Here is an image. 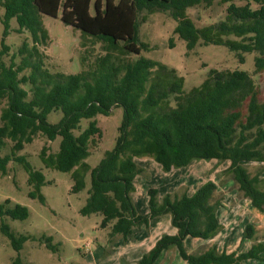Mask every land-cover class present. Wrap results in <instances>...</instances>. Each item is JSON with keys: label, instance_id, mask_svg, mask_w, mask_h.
Returning <instances> with one entry per match:
<instances>
[{"label": "trees", "instance_id": "trees-1", "mask_svg": "<svg viewBox=\"0 0 264 264\" xmlns=\"http://www.w3.org/2000/svg\"><path fill=\"white\" fill-rule=\"evenodd\" d=\"M215 0H0L4 27L0 56L8 53L5 37L10 21L17 23L18 34L28 33L31 44L23 41L18 54L19 65L6 66L0 60V150L5 141L12 142L11 154L0 156V171L6 173L8 162L21 165L27 184L34 188L28 195L43 202L40 187L45 183L41 171L33 170L24 156H16L37 134L48 141L60 137L58 150L47 154L40 150V160L47 169L70 173L71 193L86 191L87 198L79 210L82 216H101L100 227L110 225L109 237L126 238L134 228L169 214L175 235H163L135 264H154L163 251L176 249L187 264H240L243 260L263 261L264 239L247 225L244 238L252 241L243 253L218 252L210 246L187 253L186 237L208 240L220 230L214 199L217 185L207 181L192 194L166 195L157 201L156 190H148L149 210L136 213L131 194L133 180L143 173L136 157L152 158L164 172L179 169L196 161L229 162L225 170L237 185L241 197L264 215V102H259L251 76L240 69H210L206 78L190 90L184 89V77L174 68L142 55L150 46L139 39V14L167 12L176 22L173 33L192 51L198 43L227 48L244 63V54L255 53L254 73L264 70V0H217L227 4L225 20L197 28L187 10ZM59 17L61 22L80 33L85 50L99 44V53L87 69L77 73H49L41 69L39 46L48 40L41 18ZM234 37L236 39H232ZM82 56L81 62L86 63ZM28 76L18 77L26 67ZM31 85L30 95L21 85ZM113 108L122 109L117 137L110 150L93 168L85 160L90 147L101 138L96 116H109ZM245 108V110H243ZM52 112L62 116L55 124L47 117ZM81 120L88 125L80 129ZM78 132L75 134V132ZM246 163L261 168L251 175ZM89 176V188L86 177ZM24 220L28 210L21 205L0 204V219ZM0 232L19 253L28 237L16 236L1 221ZM45 239L52 251L57 245ZM13 264H23L19 257Z\"/></svg>", "mask_w": 264, "mask_h": 264}, {"label": "rangeland", "instance_id": "rangeland-1", "mask_svg": "<svg viewBox=\"0 0 264 264\" xmlns=\"http://www.w3.org/2000/svg\"><path fill=\"white\" fill-rule=\"evenodd\" d=\"M242 5L244 1H235ZM227 4H221L217 0L211 5L200 4L187 10L188 17L197 28L208 26L226 18ZM3 9L0 7V41L4 31L1 22ZM139 39L150 46L142 55L151 60L174 68L178 75L183 76L185 91L199 85L207 76L210 69L233 70L240 69L247 72L257 90L259 102H264V70L254 73L253 58L255 53L244 54V63L239 64L233 52L222 46L208 45L201 42L192 51L185 49L184 41L173 33L176 22L167 12L139 14ZM42 24L48 33L45 45H40L39 54L42 60L41 69L49 73L62 72L65 74L77 73L86 66L99 53V44L94 49L80 45V33L69 26L64 25L60 18H52L42 15ZM17 23L10 21V29L5 37L8 53L0 56V60L9 66L11 61L17 66L22 56L18 50L23 41L31 44L28 33L18 34ZM232 39H236L231 37ZM82 56L87 57L85 64L81 62ZM32 68H24L18 75L28 76ZM30 95L31 85H21ZM5 106V101L0 105ZM245 110V108L243 109ZM61 112H52L47 121L55 124L59 121ZM97 126L101 130V138L90 147V155L85 160L90 168H93L102 159L105 151L110 150L117 137V128L122 119V109L113 108L109 116L97 115ZM88 120H81L80 129L86 128ZM78 132L76 131L75 134ZM60 137L54 141H48L46 137L37 134L30 144L16 156H24L33 170L41 171L45 176V183L40 187L39 193L43 202L29 197L34 190L27 184V173L21 165L14 161L8 162L6 173L0 171V204L9 201V207L21 205L27 208L28 217L24 220H12L8 217L0 219L6 223L11 232L16 236L28 237L22 249L16 253L10 241L0 232V264H13L19 257L23 264H135V262L163 235H170L169 231L176 230L171 225V217L165 214L153 219L149 226L134 228L132 234L125 239L117 236L109 237L110 225L101 228V216L92 214L82 216L79 210L84 206L86 191L71 193V174L47 169L40 160V150L46 146L47 154H54L58 150ZM12 142L5 141V146L0 150V156L10 155ZM134 162L143 169V173L136 175L133 180L134 190L131 198L138 215L148 213V190L154 189L157 201L161 202L166 195H181L193 193L207 181H212L218 186L214 199H219L226 205H220L216 215L221 230L211 239L200 240L186 237L184 248L187 253L215 246L218 252H246L252 245V241L244 238L247 225H252L259 239H264V215L254 209L250 204L240 207L241 194L237 185L231 180V176L225 171L229 162L196 161L190 165L164 172L161 167L149 157H136ZM249 173L254 175L261 165L257 163L245 164ZM264 177V173L262 174ZM86 188H89V176L86 177ZM249 201L248 199H246ZM237 202V203H235ZM235 203V204H234ZM156 220V221H155ZM167 233V234H162ZM50 237L51 243L57 245L52 251L46 247L45 239ZM264 255V254H263ZM154 264H187L183 261L176 249L163 251ZM240 264H264L258 260H243Z\"/></svg>", "mask_w": 264, "mask_h": 264}, {"label": "crops", "instance_id": "crops-1", "mask_svg": "<svg viewBox=\"0 0 264 264\" xmlns=\"http://www.w3.org/2000/svg\"><path fill=\"white\" fill-rule=\"evenodd\" d=\"M217 185V184H216ZM217 188H218V186H217ZM219 189V188H218ZM217 189V190H218ZM217 190H216V192H217ZM192 194V193H191ZM241 200V202L240 203H237V202H235V203H237V205H239L240 207H247L249 204H250V201H247L246 199H240ZM234 203V204H235ZM221 205H226L224 202H222L221 201ZM251 205V204H250ZM156 219H158V218H156ZM153 221V220H152ZM156 221V220H155ZM151 223V222H150ZM176 230V229H175ZM256 231H258V230H256ZM162 234H167V233H162ZM169 234L170 235H172V234H174V232H173V230L172 231H169ZM176 234V233H175ZM191 238V237H190ZM193 239H197V238H193ZM200 240H202V239H200ZM186 242V239L184 240V243ZM203 250V249H202ZM199 251H201V249L200 250H198V251H195L194 253H196V252H199ZM147 252V251H146ZM227 253H229V252H227ZM262 257H264V255H262Z\"/></svg>", "mask_w": 264, "mask_h": 264}]
</instances>
